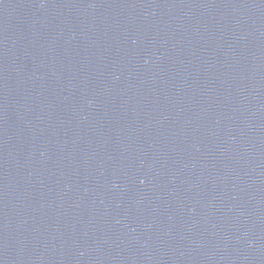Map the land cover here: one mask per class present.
<instances>
[{
    "label": "water",
    "instance_id": "water-1",
    "mask_svg": "<svg viewBox=\"0 0 264 264\" xmlns=\"http://www.w3.org/2000/svg\"><path fill=\"white\" fill-rule=\"evenodd\" d=\"M0 264H264V0H0Z\"/></svg>",
    "mask_w": 264,
    "mask_h": 264
}]
</instances>
